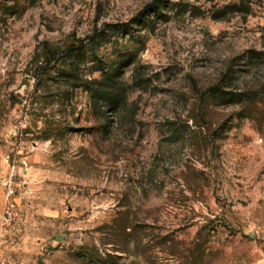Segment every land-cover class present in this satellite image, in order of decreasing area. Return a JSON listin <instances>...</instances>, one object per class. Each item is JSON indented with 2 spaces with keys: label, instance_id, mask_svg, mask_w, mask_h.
I'll use <instances>...</instances> for the list:
<instances>
[{
  "label": "rangeland",
  "instance_id": "rangeland-1",
  "mask_svg": "<svg viewBox=\"0 0 264 264\" xmlns=\"http://www.w3.org/2000/svg\"><path fill=\"white\" fill-rule=\"evenodd\" d=\"M19 146L10 264H264V0H0V176Z\"/></svg>",
  "mask_w": 264,
  "mask_h": 264
},
{
  "label": "built area",
  "instance_id": "built-area-1",
  "mask_svg": "<svg viewBox=\"0 0 264 264\" xmlns=\"http://www.w3.org/2000/svg\"><path fill=\"white\" fill-rule=\"evenodd\" d=\"M35 149V147L30 149L27 146H19L12 150V154L5 157L8 170L6 175L0 176V188L5 192V205L2 214H0V246L6 245L9 242V237L12 239V236L15 235L13 229H15L18 193L19 191L23 195L28 193L25 189L26 178L30 170L28 159ZM0 264H10V260L0 256Z\"/></svg>",
  "mask_w": 264,
  "mask_h": 264
},
{
  "label": "trees",
  "instance_id": "trees-1",
  "mask_svg": "<svg viewBox=\"0 0 264 264\" xmlns=\"http://www.w3.org/2000/svg\"><path fill=\"white\" fill-rule=\"evenodd\" d=\"M80 48H73V47H68L67 50L65 51V53H73L75 54V52H77V50ZM59 55L60 54H56L51 52V54L48 56V58H50L48 60V62L51 64L52 62H57L59 59ZM76 55V54H75ZM262 53L257 54L256 56H251L250 61L251 62H256L258 61V59L262 58L261 57ZM116 72L115 70H110L109 73H114ZM114 75V74H111ZM231 72L228 71L227 73H225V75L223 76V88L224 86L226 87L225 89H218L215 92V94H213L212 99L215 103H219V105H238V104H244L246 101H249L248 96L245 92H232L229 90V86L228 83L231 80ZM70 77V76H68ZM77 81V79L75 80ZM95 95H102L101 97H103L102 99L108 101V103H110V107L112 108V110H117L118 109V105L121 101V97L120 95L118 96L117 93L111 91L110 89L106 88L103 86L100 90H98V92L95 93Z\"/></svg>",
  "mask_w": 264,
  "mask_h": 264
}]
</instances>
